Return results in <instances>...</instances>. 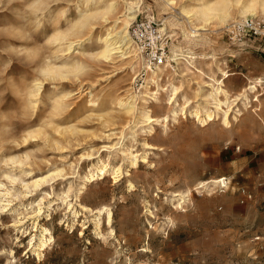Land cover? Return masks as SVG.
<instances>
[{
  "label": "rangeland",
  "instance_id": "1",
  "mask_svg": "<svg viewBox=\"0 0 264 264\" xmlns=\"http://www.w3.org/2000/svg\"><path fill=\"white\" fill-rule=\"evenodd\" d=\"M135 1L0 0V264H264V36L230 29L255 1L264 30V0H230L197 37L180 10L219 0H142L171 58L195 59L156 83L136 43L141 61L98 57ZM224 73L230 105L203 127Z\"/></svg>",
  "mask_w": 264,
  "mask_h": 264
},
{
  "label": "bare ground",
  "instance_id": "2",
  "mask_svg": "<svg viewBox=\"0 0 264 264\" xmlns=\"http://www.w3.org/2000/svg\"><path fill=\"white\" fill-rule=\"evenodd\" d=\"M141 1L142 0H138V1L132 2V4H128L125 13L121 16V18H123V21H122V25L119 27V30L116 31L115 33H113V32L108 33L107 37L101 39V42L103 43V48L101 49V53H99V55H98V57L100 59L102 58L105 61L111 62L114 60L115 56L119 55V57L122 58V61L123 60L124 61L129 60V59L133 58L134 56L136 57L135 59H137V61L140 60V58H138V50L135 47L136 42H135V40L131 34V28H132L133 24L136 23V21L140 18L141 15H150L151 16V14H149L146 11V8H144V3ZM166 1H167L168 6L171 8L176 5V1H174V0H166ZM234 2H236V1H234ZM230 4H231L230 0H219L217 3H213L212 5L203 6L201 11H197V12H195L191 9H188V8H183L180 10L181 11L180 15H182L188 19L189 26H190L189 33H191L194 37H197V35L200 34L199 33L200 30L198 28V25L196 26V23H195L196 19H199V20L201 19V20H204L205 22L209 23L213 20L214 17H218L220 21L227 24L230 17H231L230 14H228ZM263 7H264V5H263ZM115 9H116V4L112 3L110 5V10H115ZM240 15H242L244 22L243 21L242 22L237 21L230 26V29L233 28V30L235 32H237V34H239V32L237 30V26L244 25L245 22L247 20H249V18H254V19L259 18V15L257 14V3L255 1H253L249 5H246L243 8V10L240 11ZM205 27L206 26H203L202 29H205ZM160 28L161 27L159 26V30H160ZM160 31L164 32L165 29H161ZM160 34L163 35V33H160ZM165 35L166 34H164L163 36H165ZM73 44L74 43H71L70 49L73 48ZM173 54H174L173 58H172L173 62L178 63V62L184 60L187 63H189V65L193 66V61L195 59L190 53L189 54L185 53L181 49V50H179V52H177L175 50V52ZM144 65H145V63H144ZM162 71H163V69L161 66L158 67L156 70L151 68L147 72L148 82L156 83V80H158V78L160 77V73ZM198 72L200 74H204L203 71H201V70H199ZM224 77L225 78L223 81H217L218 85L217 84L216 85L218 87H215L214 85H209L212 88L211 97H213V100L215 101L214 111H208V110L207 111H200V110L198 111L197 110V111L191 113V115L193 117H196L197 121L200 122L203 127L208 126L212 122H214L216 120V118L220 115L219 112L223 111V107L227 106L230 102L229 101L230 96L224 88V86H225L224 83H225L226 79H228L230 77V75H228L227 73H224ZM257 83H263V81L260 80V81H257L256 84ZM41 84L42 83H40V82L36 84V87L38 88L37 92H40V90L42 88ZM250 89L257 91V85L250 87ZM254 91H252V92H254ZM36 96H38V95H35L33 97H36ZM223 97H225L224 100L222 99ZM137 98H139V97H137ZM170 98H171L170 103L173 104L174 98H172V97H170ZM131 99H133V98H131ZM120 105L122 107H124L125 109H127L128 112L132 113L133 115L135 114L136 108L138 107L136 105V103L133 104L132 102H129L128 100L125 101L124 99L122 101H120ZM184 109H185V107L183 108V111H184ZM230 111H231V109H229L228 111H225V119H224V126L228 127V128L230 127V122H229V117H230V113H231ZM174 114H175V116H179V114H177V113H174ZM145 118L149 122L150 125H151V123L157 122V120L152 115L150 116V112L146 113ZM151 131H152V133L154 132L153 129H151ZM137 160H138V158L134 157V159L131 161L132 165L136 166L138 164ZM144 161L146 162V159H144ZM106 168H107V166L104 165V169L99 170L101 175L105 174ZM119 172H120V170H118V173ZM94 178H95V175H91V177L89 176L88 179L93 180ZM34 182L35 183L32 186H27V190L30 191L32 188L39 189L40 186L43 185V183H46L49 181H47V179H44V180L42 179L40 181L36 180ZM218 183H222V184L225 183L224 179L211 182L210 184L217 185ZM111 223H112V212H109L108 224L111 225Z\"/></svg>",
  "mask_w": 264,
  "mask_h": 264
},
{
  "label": "built area",
  "instance_id": "3",
  "mask_svg": "<svg viewBox=\"0 0 264 264\" xmlns=\"http://www.w3.org/2000/svg\"><path fill=\"white\" fill-rule=\"evenodd\" d=\"M160 23L161 22L152 19L149 21L137 20L131 28V34L140 50H142L146 66L144 71L139 73V77L142 76L146 78L147 72L151 68L157 69L158 66H162L167 62L173 63L170 55L171 50L169 49V37L168 35L163 36L158 31L159 25H161ZM261 26L262 22H255L253 19L247 20L244 25L237 26L239 32L238 39H246L248 35L253 37L264 36V30ZM231 34L233 35V33ZM232 37H234V35Z\"/></svg>",
  "mask_w": 264,
  "mask_h": 264
}]
</instances>
